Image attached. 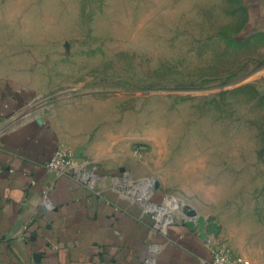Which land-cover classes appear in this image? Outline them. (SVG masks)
<instances>
[{
  "label": "rangeland",
  "instance_id": "1",
  "mask_svg": "<svg viewBox=\"0 0 264 264\" xmlns=\"http://www.w3.org/2000/svg\"><path fill=\"white\" fill-rule=\"evenodd\" d=\"M0 82L203 215L210 256L264 264V0H0Z\"/></svg>",
  "mask_w": 264,
  "mask_h": 264
},
{
  "label": "crops",
  "instance_id": "2",
  "mask_svg": "<svg viewBox=\"0 0 264 264\" xmlns=\"http://www.w3.org/2000/svg\"><path fill=\"white\" fill-rule=\"evenodd\" d=\"M72 132L58 115L34 108L31 95L0 82V264H202L210 258L200 232L179 219L157 230L140 203L113 188L111 175L124 169L103 171L87 160L105 176L100 194L50 172L46 164L62 145L83 158Z\"/></svg>",
  "mask_w": 264,
  "mask_h": 264
},
{
  "label": "built area",
  "instance_id": "3",
  "mask_svg": "<svg viewBox=\"0 0 264 264\" xmlns=\"http://www.w3.org/2000/svg\"><path fill=\"white\" fill-rule=\"evenodd\" d=\"M139 149L142 147H138L136 151L138 152ZM46 167L56 175H70L92 191L101 193L98 184L105 176L99 173L97 165L77 156L65 145L60 146L54 152ZM110 175L108 174V177ZM110 179L115 190L142 205L143 214L150 216L157 230L164 231L175 222L177 212L169 202L165 204L151 200L150 192L153 193L155 187L153 179H135L129 172H124L122 175H111ZM46 203L48 204V199ZM202 264H229L228 253L224 248L216 250L210 258L204 259Z\"/></svg>",
  "mask_w": 264,
  "mask_h": 264
},
{
  "label": "water",
  "instance_id": "4",
  "mask_svg": "<svg viewBox=\"0 0 264 264\" xmlns=\"http://www.w3.org/2000/svg\"><path fill=\"white\" fill-rule=\"evenodd\" d=\"M79 155V154H78ZM189 215H196V211H194V210H190L189 211ZM198 221H200V226L202 227V228H204L205 227V218H204V216L203 215H198V219H197V221H195L194 219H184V220H182L181 221V223L183 224V225H185V226H187L190 230H195V228L197 227V222ZM206 233H211V230H208V232H204V231H201L200 232V236L201 237H203V238H206Z\"/></svg>",
  "mask_w": 264,
  "mask_h": 264
}]
</instances>
